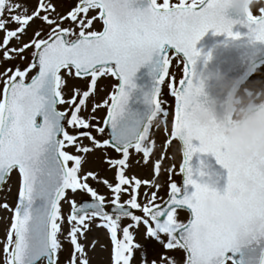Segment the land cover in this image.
Instances as JSON below:
<instances>
[{"label": "snow or ice", "instance_id": "snow-or-ice-1", "mask_svg": "<svg viewBox=\"0 0 264 264\" xmlns=\"http://www.w3.org/2000/svg\"><path fill=\"white\" fill-rule=\"evenodd\" d=\"M228 2L78 0L64 13L58 11L64 0H38L31 12L14 0H0V63L29 60L31 50L26 67L0 72V186L14 170L21 178L15 209L0 204L13 211L3 264H57L65 251L62 236L71 245L67 264H91L87 245L95 249L101 237L89 241L87 233L96 221L110 235L109 264H264V155L236 156L229 150L201 99L202 84L193 80L192 66L201 54L196 45L209 29L239 39L241 33L233 32L239 23L264 42V14L229 18ZM29 30L33 34L25 42ZM13 40L18 46H10ZM170 53L182 54L185 63L179 86L169 85L174 122L164 147L182 144L183 183L171 182L167 198L157 202L160 185L134 174L129 178L126 170L147 166L154 155L150 132L161 126L158 117L169 115L162 107L161 85L171 75ZM142 67L153 80L150 91L139 90L147 110L132 106L138 91L133 78ZM101 77L114 78L111 95L102 104L93 102L89 111ZM77 79L86 90L72 83ZM63 105L68 107L59 110ZM101 108L107 109L103 126L95 116ZM93 131L107 138L98 139ZM108 150L122 158H106ZM133 150L142 158L133 160ZM163 159L155 160L157 176ZM96 162L116 169L115 185L85 170ZM90 178L111 191L110 211ZM142 185L157 190L150 196L145 192L143 204L138 201ZM78 191L91 202L69 198V192ZM125 193L129 198L122 201ZM62 201L71 208L66 235ZM161 249L187 255L170 256Z\"/></svg>", "mask_w": 264, "mask_h": 264}, {"label": "rangeland", "instance_id": "rangeland-1", "mask_svg": "<svg viewBox=\"0 0 264 264\" xmlns=\"http://www.w3.org/2000/svg\"><path fill=\"white\" fill-rule=\"evenodd\" d=\"M14 2L20 3L23 7H27L29 12L34 10L38 5V0H14ZM55 2H59V0H55ZM78 2V0H64V7L58 8V11L66 13L68 10L71 9L75 5V3ZM158 2H162V0H158ZM171 2H178V0H171ZM264 7V4L257 5L252 9L253 15H261L264 14L261 12V8ZM68 22H65V26H67ZM40 21L36 22V25H39ZM36 25H33V28L36 27ZM15 25H9V28H14ZM46 27V26H45ZM100 26L97 25V28ZM32 30H29L28 36L24 37L25 42L28 41V39L32 36ZM4 36V32L0 31V43H2ZM10 46L16 47L18 46L15 42V40L10 42ZM26 55L29 57V60L31 58V50H28L26 52ZM2 58V57H0ZM29 60L21 61L19 59H14L12 61L8 62H2L0 63V72H4L6 68L9 67H15L16 65H19L20 68H24L27 66V63ZM171 64H170V77H167L165 79V83L162 85L161 92H162V99L165 102L162 107L166 111L169 112V115L167 117H163L161 115L158 117V119L161 121V126L159 128H156L155 125L153 127V130L150 132L151 139L155 140V147H154V155L150 158V163L147 166H132L129 170H126V175L131 178L134 174L137 178L144 180H150L155 181L160 185L159 190L157 191L154 187H149L147 185H142L139 191L138 201L143 203L147 202V197L144 196L145 192L149 193V196L152 191H157L158 200L157 202H160L159 198H167V194L169 192V184L171 182L178 183L179 186L182 185V175L179 173V165L183 163V155H182V149L180 146V143L178 141H173L171 145L168 146L167 149H165L164 145L167 142L168 139L171 138V125L174 122V105H175V98L171 95L169 85L177 86L178 81L180 79H183V63L179 58L172 57L171 58ZM35 74V73H32ZM72 83L80 84L81 87L86 90V86L83 84L82 81L77 79L76 81H73ZM115 83L114 78L111 77H101L98 80V89L95 95V100L93 101L90 99L89 101V111L90 106L93 102L103 103L105 99H107L112 92V85ZM104 85L103 89L101 90L100 86ZM249 86H259L264 87V65L260 66L253 74V76L244 84L242 88H246ZM3 84L0 83V94H2ZM67 105L59 106V109L62 111L65 108H67ZM87 114V113H85ZM107 115V109L101 108L98 109L95 113V116L97 117L98 121L100 122V125L103 126V120ZM69 131H72L69 129ZM93 135H96L98 139L107 138L103 136V134H98L95 131H93ZM84 143L87 145L89 142L87 140L84 141ZM97 156L100 155L99 152L96 153ZM106 158H122L121 154H117L114 150H108L104 153ZM163 155L164 159L161 160V172L157 176L154 170L155 160L159 159V157ZM136 158H142V154H135L133 150V156L132 159L135 160ZM90 161L93 159V157H89ZM169 169H173V171L170 173ZM86 171H95L98 173L99 177L103 179H107L110 183L115 185L117 181L115 180V168H109L108 165L102 164L99 162L96 163H90L89 165L85 166ZM171 177V179H170ZM20 176L18 171L12 172L10 175L7 184L4 186L2 191L0 192V204L7 203L10 208L13 210L15 209V206L18 202V192H19V185H20ZM89 185L93 187L100 195H104L106 197V206H111L108 201L112 198L111 191L102 183L98 181H93L91 178L88 181ZM129 187V186H125ZM10 188V190H9ZM131 189L129 188V191ZM68 196L70 199L75 200L77 203H80L81 200L84 198H91L87 193L78 191L76 194H72L71 192L68 193ZM129 198L128 193H125L122 195V201L127 200ZM61 212L62 215L65 217V221L62 224V229L64 234L66 235L67 232L70 230V225L67 222V216L71 212L70 204L61 202ZM135 214H140L138 210H135ZM12 216L13 211H9L7 209H4L3 207H0V264H3L4 260V254H3V241L6 238L7 230L11 226L12 222ZM181 219H185V216L182 214ZM127 220L125 219L124 223H126ZM96 223L98 221L94 222L92 224V230L87 233L88 240L91 241L93 236H100L101 241L97 242V247L93 249L91 244L87 245V252L89 257L91 258V264H109V257L111 252V244H110V235L107 233L106 229L97 228ZM122 238V234H121ZM63 248L65 251H62L59 254L57 264H67V261L69 259V253L71 251V245L70 241L65 240L64 237H61ZM81 242L83 241V238H81ZM106 245L108 248V251H102L101 248ZM162 252L167 253L168 255H175L176 257H186V253L183 252V250H164L161 249Z\"/></svg>", "mask_w": 264, "mask_h": 264}, {"label": "clouds", "instance_id": "clouds-1", "mask_svg": "<svg viewBox=\"0 0 264 264\" xmlns=\"http://www.w3.org/2000/svg\"><path fill=\"white\" fill-rule=\"evenodd\" d=\"M260 4L264 0H229L226 13L244 17ZM216 88L217 98L205 96L203 103L229 150L236 156L264 155V87H237L234 79L221 75ZM223 205L234 211L227 201Z\"/></svg>", "mask_w": 264, "mask_h": 264}, {"label": "water", "instance_id": "water-1", "mask_svg": "<svg viewBox=\"0 0 264 264\" xmlns=\"http://www.w3.org/2000/svg\"><path fill=\"white\" fill-rule=\"evenodd\" d=\"M231 18L237 19L235 14L230 13ZM212 29L208 32L211 33ZM233 32L241 33L239 39L228 37L225 41L223 33L215 35V44L222 43L216 48L215 44L210 46V40H205L203 47L200 49L198 41L196 47L200 51V56L197 58L193 68L194 83L202 84L204 93L201 99L205 96L217 98L218 90L216 88L217 81L221 75H226L234 79L236 86L239 87L252 73L253 69L264 63V42L253 39L248 34V29L242 24H235ZM134 83L137 85L138 91L134 93L132 106L147 110V106L142 102V90L148 92L153 86L152 77L149 75V69L142 67L136 73ZM222 98V97H221ZM209 159H214L211 154H206ZM218 171H221L219 168ZM3 187L0 186V190ZM83 202H91L84 200ZM110 211V210H109Z\"/></svg>", "mask_w": 264, "mask_h": 264}]
</instances>
